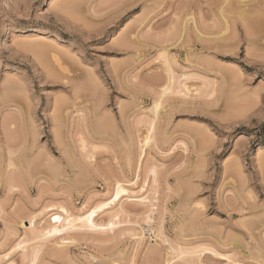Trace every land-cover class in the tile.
<instances>
[{
    "label": "rangeland",
    "instance_id": "obj_1",
    "mask_svg": "<svg viewBox=\"0 0 264 264\" xmlns=\"http://www.w3.org/2000/svg\"><path fill=\"white\" fill-rule=\"evenodd\" d=\"M116 185L109 231L24 229ZM32 259L264 264V0H0V264Z\"/></svg>",
    "mask_w": 264,
    "mask_h": 264
},
{
    "label": "bare ground",
    "instance_id": "obj_2",
    "mask_svg": "<svg viewBox=\"0 0 264 264\" xmlns=\"http://www.w3.org/2000/svg\"><path fill=\"white\" fill-rule=\"evenodd\" d=\"M244 12H245V10H244ZM247 12V11H246ZM224 13V12H223ZM249 15H250V13L249 12H247ZM239 16V15H238ZM246 16V15H245ZM225 17V16H224ZM226 18H227V16H226ZM240 18V17H239ZM244 18V17H243ZM255 18H257V17H255ZM242 19V18H241ZM228 20V19H227ZM243 20V19H242ZM244 20H246V18L244 19ZM247 20H248V18H247ZM240 22H242V21H240ZM256 22V21H255ZM245 23H246V21H245ZM247 23H249L248 21H247ZM228 24V23H227ZM243 24V23H242ZM251 27V26H250ZM253 27V26H252ZM256 28V27H255ZM248 30V29H247ZM252 30H253V28H252ZM227 31V30H226ZM225 31V32H226ZM254 32H255V30H254ZM248 33H249V31H248ZM256 33V32H255ZM250 35V34H249ZM221 38V37H220ZM217 39V38H216ZM215 40V39H214ZM164 55V54H163ZM168 58V57H167ZM166 60V59H165ZM167 62V61H166ZM167 65V64H166ZM171 65V64H170ZM168 67H169V64H168ZM167 68V67H166ZM166 70H170V68L169 69H166ZM168 73H169V71H167ZM171 72V71H170ZM171 75V74H170ZM170 77V76H169ZM171 80V79H170ZM170 80L168 79V83L170 82ZM168 83H167V87H165L164 88V90H162L163 91V95H164V93L166 92L167 93V90L168 91H170L169 90V85H168ZM183 88H185V86H183ZM185 90V89H184ZM161 94H162V92H161ZM156 102H154L152 105V107L149 109L150 111H153V114L155 113V115H156V113H157V111L159 110V107H160V103H158L157 102V100H155ZM160 102V101H159ZM155 118V117H154ZM156 119V118H155ZM151 124V123H150ZM154 128H153V125L151 124V125H149V130H147V134L144 136V138H143V141H142V144H143V146L145 147V146H147L148 145V143L150 142V140H151V134H152V130H153ZM10 168H13V163L9 160L8 161V164H7V166H6V171H8ZM9 172V171H8ZM7 172V173H8ZM8 179V178H7ZM118 184V183H117ZM115 192H114V196H113V198L111 197V198H109L108 200H106L105 202H103L101 205H99V206H97V207H93V208H91V209H87L86 210V208H84L86 211H84V209L83 208H81V210L80 211H82V213H80L79 211H78V213H76L77 215H72V214H70L69 212H67L66 210L67 209H63V208H61V211L59 212V213H53V214H51L50 216H49V223H48V227L47 228H43V230H38L39 232L37 233V231H36V227H35V223H36V218L34 219H30L29 221H28V228H24V224H23V222L22 221H20L19 222V224H18V226L19 227H23L25 230H27V231H29V232H31L33 235H34V239H36V241H38V240H46V241H48L47 239L49 238H57L58 239V241H60L61 243H64V241L65 240H67L65 237H67V235L69 234V233H71L72 231H75V230H77V229H80V230H85V231H88V232H97V231H101L102 233H103V231L104 232H106V231H109L111 228H113V226H114V224H117L116 222L115 223H113L112 221L110 222H107V224H105V225H99V223H96V217L98 216V214L99 213H102L105 209H108L112 204L114 205L115 204V202L116 201H118L119 200V197L121 196V194L122 193H125V191H127V190H124V189H122V187L120 186V185H116V190H114ZM113 194V193H112ZM126 194V193H125ZM141 200V199H140ZM141 201H143V198H142V200ZM145 201V200H144ZM53 208V207H52ZM60 210V209H59ZM51 211H53L52 209H50L49 210V213H51ZM47 213H48V211H47ZM46 213V214H47ZM113 213H114V211H113ZM117 215V214H116ZM114 216V218H116L117 216ZM112 220V219H111ZM115 220V219H114ZM117 220H118V218H117ZM150 221L151 220H149V222H148V224L150 223ZM104 228V229H103ZM106 228V229H105ZM41 231V232H40ZM34 233H36V234H34ZM33 239V240H34ZM32 240V239H31ZM30 240V241H31ZM55 240V239H54ZM28 241V239L26 240V242ZM40 241H38V242H40ZM21 242L22 241H20L19 243L21 244ZM23 242H25L24 240H23ZM22 242V243H23ZM29 242V241H28ZM19 243H18V245H19ZM41 243H43V242H41ZM24 244V243H23ZM27 244V243H26ZM18 245H16V247L17 248H20V245H19V247H18ZM21 246H22V244H21ZM24 246V245H23ZM23 246H22V248H23ZM34 247V246H33ZM37 249H39V248H37ZM36 249V250H37ZM184 251V250H183ZM179 252H180V250H179ZM182 252V251H181ZM185 253V252H184ZM184 253L182 252V254L184 255ZM9 254V253H8ZM181 254V253H180ZM37 255V254H36ZM178 255V254H177ZM9 256V255H8ZM35 256V255H34ZM33 256V254H32V257L35 259L36 257H34ZM10 257V256H9ZM7 258H5V260H6ZM34 259H32V262L31 263H29V264H34ZM2 260H4V259H2ZM0 262H3V261H0ZM5 263V262H4ZM112 264H117V262H113Z\"/></svg>",
    "mask_w": 264,
    "mask_h": 264
}]
</instances>
